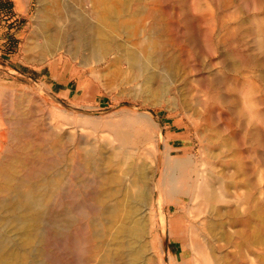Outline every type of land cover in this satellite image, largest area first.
I'll return each mask as SVG.
<instances>
[{
    "label": "rangeland",
    "instance_id": "374dc122",
    "mask_svg": "<svg viewBox=\"0 0 264 264\" xmlns=\"http://www.w3.org/2000/svg\"><path fill=\"white\" fill-rule=\"evenodd\" d=\"M53 1L75 20L101 12L109 52L88 57L61 43L48 51L35 33L39 0H20L21 8L0 0V264H55L57 246L85 224L89 256L108 259L96 231L112 221L100 210L116 208L114 233L139 175L152 184L147 223L138 216L147 228L144 264H215L213 254L228 264H264V0L44 5ZM114 7L123 14L115 17ZM128 51L144 53L145 72ZM158 173L161 201L175 206L163 212L165 247ZM203 185L218 199L205 220L197 217Z\"/></svg>",
    "mask_w": 264,
    "mask_h": 264
},
{
    "label": "bare ground",
    "instance_id": "6f19581e",
    "mask_svg": "<svg viewBox=\"0 0 264 264\" xmlns=\"http://www.w3.org/2000/svg\"><path fill=\"white\" fill-rule=\"evenodd\" d=\"M16 2L18 4V7L21 8L20 0H16ZM51 3H52L51 7L48 8V6H47L48 4L44 5V0H39V8L36 12V17L33 20L35 23L36 37L39 38L40 40H42V46L44 47V49L51 51L55 48H58V46H59L58 43H61L62 45H65V49L67 48V50L69 52H76V53L77 52H85V55L88 57L93 56V57L97 58V57H100L101 54H103L105 52L106 53L109 52L107 44L104 41L106 34L103 30V26H101V23H100V22H103L102 16L100 15L101 12L99 13L98 19L97 18L96 19L91 18L87 15L86 16L81 15V16H79V20H75L74 18L72 19V17H69L68 14H65V12L63 11L62 7L59 5L58 2L53 1ZM65 11H67V10L65 9ZM113 13H114L115 17H119L123 14L122 10L118 7H114ZM58 18L66 19L65 20L66 24H63L60 26ZM68 41H70V42L67 45ZM61 44H60V47H62ZM118 48L119 47H117V49ZM127 54H131V56H133V59L137 62L134 64H136V66L139 68V70H141V72L146 71V69H147L146 61L147 60H145V58H144V53H139L138 51H131V52L128 51ZM147 56H148V54H147ZM136 66H135V68H136ZM151 67H149V68H151ZM162 74H160V75H162ZM161 78L162 77H160V79ZM161 81H163L162 84H160V83H158V84L161 85L162 89L166 88V85H168L167 84L168 81H165V80H161ZM150 88H151V86H150ZM151 89H153V88H151ZM158 89H160V88H158ZM140 114L148 122H153V123L155 122L153 116L151 115V113L149 111L143 110ZM1 118H3V117H1ZM15 119H17V118H15ZM12 123H16V122L12 121L10 123L11 126L13 125ZM1 127H5V126H1ZM5 128H3L4 131H5ZM5 132L8 133V131H5ZM5 132H4V134H6ZM4 134H3V136H4ZM1 135H2V133H1ZM4 140H5V137H4ZM160 173H158V176L156 178V187H157L156 194H157V196L154 199V202L157 203L159 208H160V215H159L160 218H159L158 224L160 225L161 232L163 233L162 234V242H163V245L165 247L166 246V237H165L164 233H165V226H166V224H165L166 223L165 222L166 213H163V212L166 209H169L170 207L174 206V202L171 201V199H168V200H165L164 202H162L160 199L161 193H163V192H161L162 174H160ZM165 174H166V172H165ZM140 177L141 176L139 175V181H138V183L135 184V185H137V189H139L138 192L136 191L137 196L136 197L134 196V195H136L135 192H134L135 193L134 195L128 194L127 197L124 196L127 198L126 202H128L127 205H125V204L124 205H125V207H127L129 205L130 211L127 213L126 219H122V221L119 220L121 222V225H119L117 227V230L114 233H110V230L113 228V223H115L114 220L111 218H112V216H115L116 208L115 207H113V208L103 207L100 210V212L105 217V219H108V222L112 221V223H111V228H104V227L98 228V230L96 231V233H97L96 235L101 238V242L99 241L98 245L97 244H94V245L101 246V247H103V249L107 248V251L109 252V258L107 259L106 257L101 256V257H103L101 260L97 259L98 261L97 260L93 261L92 258L89 256V255H91L92 252L89 251L90 249L88 247V243L91 242L92 234L90 233L88 225L85 224L83 227L75 230L74 233L72 232L73 234L71 236V240L67 246H64V244H60V242L58 241L60 245L57 246V250H56V252H54L55 253V264H142L144 262V259L146 257V253L149 251L148 250L149 247H148V244H146V241L143 242L144 239L146 238V235H147V228L144 227V224H142V223L144 221L146 222V219L149 216L148 210H149V206L151 205V202H152V201H150L151 200L150 199V193L152 191L150 188L151 187L150 185H152V184H150V185L147 183L145 184V182L142 181L144 178L141 177V179H140ZM142 184H143V186L141 188ZM125 190L127 191V189H125ZM129 191H127V192H129ZM154 194H155V192H154ZM162 195L164 196V194H162ZM70 197H71V200L74 199L75 210L81 211V213H82L83 209L85 210V207H86V206L82 205L84 203H82V202H81L82 204L77 203V201L74 198L76 196H75V193L73 191H72ZM197 199H199V206L198 205L197 206L200 208V211L198 212L199 216H197V217L199 219V217L202 216L203 220H205L209 214H211V213H213V211H215L214 205H215V202H218V199H217L216 195L212 193V191L210 192L209 189H207L206 185H203L201 187V191H199ZM100 200H102V199H100ZM116 205H118V202L116 203ZM83 206H84V208H83ZM156 208H157V206H156ZM119 209H122V208H119ZM124 212H125V210H124ZM76 213H78V212H76ZM204 215H205V217H204ZM138 216H140V218L143 220V222L141 221L142 223L138 221ZM23 221L25 222L26 220H23ZM55 224H57V223H55ZM255 233H256V231H255ZM196 235H198V234H196ZM194 241H195V239H194ZM198 243H199V241H198ZM2 244H0V245H2ZM202 249H203V247L201 245H198V246H196L195 250H196L197 254L201 255L203 252ZM92 251H93V249H92ZM88 252H89V254H88ZM101 252H102V248H101ZM101 252L99 251V253H101ZM209 252L214 253L212 249ZM96 255L98 256V254H95V256ZM106 256H107V254H106ZM195 256H197V255H195ZM139 257H141L143 259H139ZM213 259L215 261V264H228L225 261H223L220 257L216 256L215 254H213ZM214 261H213V263H214ZM199 264H212V263H210L209 261H207L204 258V260H201ZM245 264H258V263L253 258H251V259H249V261L245 262Z\"/></svg>",
    "mask_w": 264,
    "mask_h": 264
},
{
    "label": "water",
    "instance_id": "95a60500",
    "mask_svg": "<svg viewBox=\"0 0 264 264\" xmlns=\"http://www.w3.org/2000/svg\"><path fill=\"white\" fill-rule=\"evenodd\" d=\"M48 95L51 97V99H52L57 105L63 107L64 109H66V110H68V111H72V112H81V113H84V114L87 113V112L79 111V110H77V109L70 108V107L64 105L62 102H60V101L57 100L56 98H54L52 95H50V94H48Z\"/></svg>",
    "mask_w": 264,
    "mask_h": 264
},
{
    "label": "crops",
    "instance_id": "0c3cea01",
    "mask_svg": "<svg viewBox=\"0 0 264 264\" xmlns=\"http://www.w3.org/2000/svg\"><path fill=\"white\" fill-rule=\"evenodd\" d=\"M68 92V95H70V92H71V90L70 89H66ZM170 133H173V132H171V131H169ZM172 145V147L173 148H180L181 146H180V144H179V142H177V141H173V143L171 144Z\"/></svg>",
    "mask_w": 264,
    "mask_h": 264
},
{
    "label": "trees",
    "instance_id": "16d2710c",
    "mask_svg": "<svg viewBox=\"0 0 264 264\" xmlns=\"http://www.w3.org/2000/svg\"><path fill=\"white\" fill-rule=\"evenodd\" d=\"M35 73V72H34Z\"/></svg>",
    "mask_w": 264,
    "mask_h": 264
}]
</instances>
